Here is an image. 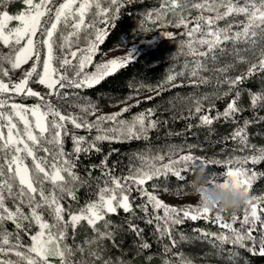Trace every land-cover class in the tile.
<instances>
[{
  "label": "snow or ice",
  "instance_id": "obj_1",
  "mask_svg": "<svg viewBox=\"0 0 264 264\" xmlns=\"http://www.w3.org/2000/svg\"><path fill=\"white\" fill-rule=\"evenodd\" d=\"M9 2L10 0H0V6L6 8ZM51 2L52 0H23L28 7L19 14L11 15L7 10L0 11V42L5 47L12 48L10 53L0 55V75L8 76L10 69H19L22 64L35 58V63L18 82L5 83L0 79V97L3 94H24L40 101L28 107L17 103L9 105L7 98H0V264H49V257L57 258L59 264H125L119 258L113 261L104 255L107 250L105 242L110 241L113 247H119L116 236L118 232L124 231V227L113 224L108 217L118 214L121 209L132 218L144 219L148 225L154 224L158 238L167 237L171 241V245L164 246L163 264H194L193 260L183 253H173L175 260L167 258V254L172 253V249L178 244L173 236L174 227L182 224L185 218L193 221L199 218L208 219L213 211L200 205L180 209L168 206L156 195L147 192L143 185L154 177L166 176L168 173L183 181V171L191 170L197 165L206 167L208 161L194 156L190 151L178 159H171L177 152L183 151L184 147L170 146L166 154H138L141 166L131 170L128 176L113 175L108 166V156L99 164L86 167V175L82 176L77 171L81 156L93 151L100 152L98 142L147 139L149 130L155 129L159 123L150 119L153 110L138 113L130 120L120 119L130 107L140 103L137 101V105L96 116L95 120L89 122L87 116L95 115L99 110L97 105L89 101L78 105L84 115H65L51 100L46 99L45 95L28 87L29 81L35 76V82L48 90V97L60 98L65 95L60 90L91 88L129 63L133 58L131 50L123 57L96 63L95 71H85L87 66L93 64L94 57L101 54L98 49L107 35L106 29L98 28L97 23L108 24L115 19L122 6V0H63L55 8L54 16L43 20L52 12L49 7ZM105 4L108 6L105 7ZM185 10H196L198 15L188 20L182 15ZM167 12L173 14L171 23L174 27L185 29L184 35L188 39L181 47H186L185 54L194 58L195 67L191 76L197 86L209 84L213 78L216 81V91L213 93L190 98L193 101L189 105L190 114L193 108L195 113H201L204 101L210 102L211 111L214 106L211 101L229 96L242 83V75L228 76L237 63L248 65L249 76L256 71H264V0H167L160 10L148 15L159 21ZM89 14L93 16L92 22L86 20ZM239 17L243 19H238ZM10 21H19V26L9 28ZM218 21L228 22L220 27ZM61 24L66 31L60 32V43L57 44L56 35ZM38 32H41V38L36 40L34 38ZM82 33H85L84 47H80ZM22 40H26V44L16 50L13 46L20 45ZM57 48L61 53L59 56ZM226 56L232 57V62H225L221 66V58ZM41 61L42 72L37 70ZM55 62L59 63L63 71H58L54 66ZM4 64L10 65V69L5 68ZM202 73L210 75L205 76ZM185 75L184 71L176 73V76ZM176 76L169 75L167 81L175 80ZM223 85L228 86L226 91H221ZM249 95L250 107L253 110L264 108V92H250ZM240 96L241 93L236 91L223 112H217L215 116L199 115V126L210 127L221 118L238 124L235 117L244 110L239 104ZM132 99L134 97L129 95L120 103ZM6 107H10L9 112L3 111ZM259 121H264V117L245 119L242 126L238 125L229 137H225L226 140L234 141L239 151H248L246 155L230 157L227 161L228 169L223 174L225 180L241 189L247 198L243 217L240 219L241 229L232 228V223L239 219L236 213L232 214L231 223L225 222L221 214L215 213V221L219 222L222 228L230 229L231 235L223 232H203L196 239L206 240L214 237L215 241H218L214 246L220 249L226 243L244 248L247 246L246 241H251L254 246L256 238L253 233L258 230L259 225V230H262L259 240L260 254L264 255V195H252L250 192L253 182L264 173H257L245 167L249 162L255 165L264 161V147L258 148L251 144L247 132L251 124ZM69 123L75 129H87L89 132L95 129L98 134L88 140L85 136L70 132L67 128ZM191 127L192 125H189V128ZM66 136H71L72 139L73 147L70 152L64 148ZM194 147L196 146L187 145L188 149ZM39 152L44 155L39 156ZM166 155L169 162L157 167L155 162L163 161ZM28 158H31V166L26 163ZM181 164L183 168L176 167ZM96 169L100 170L101 175L93 177ZM102 179L103 184L100 183ZM93 180L96 190L92 195L95 198L86 201L75 212L70 207L66 208L63 201H77L79 189H91ZM133 185L144 199L143 203L136 205V208L144 213L143 217L136 216L130 198L134 190ZM7 200L13 202L12 208L6 204ZM149 205L152 212L149 211ZM25 208L28 209L27 213ZM159 209H163V216L154 214ZM45 211L51 217V222L45 218ZM7 222L15 226L16 233L6 229ZM24 222H27L28 227L35 225L38 228V231L30 236L31 244L27 246L21 242L19 236L20 231H26ZM126 223L127 230L140 238L138 250L149 249L151 245L143 238V229L134 224L132 219H128ZM84 224L93 234L82 244L75 247L69 245L66 242L69 230L71 229L72 239L75 240L78 228ZM244 226H247L246 231L243 230ZM13 236L15 243L12 242ZM180 239L183 241L188 237L181 235ZM249 250L254 251V247ZM77 253L80 254L79 259L75 258ZM13 255L15 260L10 258ZM234 258L235 254H232L230 259Z\"/></svg>",
  "mask_w": 264,
  "mask_h": 264
},
{
  "label": "trees",
  "instance_id": "obj_2",
  "mask_svg": "<svg viewBox=\"0 0 264 264\" xmlns=\"http://www.w3.org/2000/svg\"><path fill=\"white\" fill-rule=\"evenodd\" d=\"M61 0H53L50 4L52 12L49 16L43 18L48 20L50 16L54 15V10ZM105 7L108 5L105 4ZM150 7L149 2L146 0H129L122 1V6L119 12L116 13V18L111 20L108 24L97 23L98 28L106 29L107 35L104 42L99 46V53L94 57L92 65H89L85 71H95V64L101 63L104 55L107 51H111L113 58L123 57L131 50L133 58L125 66L117 69V71L100 83L91 88H65L61 92L65 95L53 100V104L65 115H84L81 112L78 105L86 102H91L97 105L99 109L95 115H88L87 120L89 122L96 119V116L111 114L118 112L122 107H128L130 105H137V101L140 103L137 106L130 107L129 111L123 113L120 119L130 120L133 116L141 112H147L148 109L153 110V114L150 117L152 120H157L159 123L155 129H150L147 139L139 140H117V141H100L98 147L100 152L93 151L88 155H82L80 159L77 171L80 175L85 176L86 167L92 164H99L105 156H108V166L111 173L117 177L128 176L131 170L141 166V161L137 158L140 153H146L149 155L166 154L170 146H183L184 150L177 152L171 159H178L179 156L188 154L189 151L196 157H202L208 161L205 167L208 173L217 174L223 176L228 169L227 161L230 159L231 154L239 153V149L234 141L231 139H225L229 137L232 131L239 125H243L245 119L255 120L256 117H264V108H257L253 110L250 107V92L258 93L264 92V71H256L251 76L247 75L248 65L243 64L240 67H234L228 73V76L235 77L242 75L244 77L242 83H240L229 96L223 97L218 100L211 101L214 106L209 111L210 102H203V110L197 114L194 108L190 114L189 105L193 103L190 98L198 97L203 94H211L216 90V81L213 78L209 84H197L194 79H178L168 82L167 77L171 74L172 69L175 67L176 62L182 59H191L194 62V58L191 55L185 53H169V44L171 41L188 37L184 35L185 29L182 27L177 32L171 33V36L166 34L158 37L153 43L146 44L140 48L123 49V47H117L119 41L127 33L131 27L134 19L139 15V12ZM24 8L23 0H10L6 8L0 6V11L7 10L9 14H16ZM95 9L92 10L94 12ZM198 14H191L188 20ZM88 22H92L93 16L91 14L86 16ZM218 26L223 27L225 24L222 21L217 22ZM43 30V25L41 31ZM66 31L61 24L58 26V32L56 35L57 44L60 43V32ZM85 33L81 34L80 47L85 46L84 37ZM41 38V32L37 33L34 38L39 40ZM94 39V35L92 37ZM20 45H14L17 50ZM230 47V45H229ZM127 48V47H125ZM12 51V48L5 47L0 42V55L8 54ZM178 54V55H177ZM57 55H61L59 48H57ZM43 56V52H42ZM232 57L226 56L221 58V62H231ZM231 59V60H230ZM54 66L59 69V63L55 62ZM4 67L10 69V65L4 64ZM24 68L9 71V75L15 78H22L24 74ZM8 76L0 75V79L7 80ZM132 85L133 87H129ZM152 89V90H149ZM241 93L239 104L244 109L238 113L235 117L237 123L231 121H225L223 118L214 122L210 127L199 126V115L209 114L215 116L217 112H223L227 103L235 96V92ZM129 95H132L134 99L127 101L120 105V101L125 100ZM152 97V99H148ZM13 101L22 102L28 104L31 102L37 103L35 98L19 96H13ZM51 119V117H49ZM189 125H192L189 128ZM111 126V125H106ZM67 128L70 132L79 136H85L88 140L94 138L98 133L95 129L90 132L87 129H75L70 123L67 124ZM249 142L260 146L264 142V121H259L251 124L247 128ZM187 145H195L196 147L188 149ZM73 147L71 136L64 137V148L66 151H71ZM111 153V155H109ZM248 153V151H247ZM39 156H43V152L38 153ZM169 157L166 155L163 161H156V166L160 167L162 164L168 163ZM26 163L31 166V160L27 159ZM199 164V161H197ZM177 168H183V165H177ZM246 168L251 169L257 173H264V161L258 164H252L249 162L245 165ZM101 175L99 169L93 172V177ZM182 175L185 177L183 181L179 180L176 176L168 173L166 176L154 177L152 180L147 181L143 188H150L157 191L160 197L164 198L166 202L164 204L180 208H187L188 206H198V197L194 196L189 188L188 183L193 179L191 170L183 171ZM103 184V179L100 181ZM155 185V187H154ZM133 191L131 193V200L133 207L136 211L137 217H143L144 213L136 208L144 202V199L140 196V193L135 190L133 185ZM96 190L95 180L92 181V188L82 187L77 192L78 200L71 201L65 199L63 203L65 207H70L72 211H77L81 206L85 204L89 199H94L92 195ZM147 191V190H146ZM252 195H264V175H259L253 182L250 190ZM162 195V196H161ZM6 204L12 208L13 202L7 200ZM24 211L27 213L28 209ZM149 211L152 212L151 205H149ZM215 213H211L208 219L199 218L195 221L190 218H185L184 222L180 225H176L173 230V236L178 241L176 247L172 249V253L167 254V258L175 260L176 257L173 253H183L190 257L194 264L215 263V264H264V255L260 254V236L261 231L259 225H257V231L253 233L256 238L255 245L251 241H246V247L240 248L238 245L226 243L222 249L217 248L214 244V237L208 239H196L201 236V233H225L231 235L230 229L221 227L219 222H216L214 217ZM160 216L164 215L163 209L157 210ZM45 218L51 222V217L48 216L47 211L44 213ZM224 217L225 222L231 223V214H221ZM239 218L235 223H232V228L240 230V219L243 217V207L236 212ZM113 224L123 225L124 231L118 232L116 241L119 247H113L110 241L106 243L105 258H111L113 261L117 258L123 260L125 264H163L165 259L164 246L171 245V241L164 237L158 238L155 233V225H148L144 219L132 218L130 214L124 213L123 210H119L118 214L110 215L108 217ZM128 219H132V222L143 229V238L151 245L149 249L138 250L137 245L140 242V238L135 233L127 230ZM25 223L26 231H20V240L24 245H29V235L37 230L35 225L31 227ZM6 229L9 232L16 233L15 226L11 222L5 224ZM244 231L247 230V226H244ZM93 233L86 224L79 227L75 236V240L72 239L71 229L69 230V238L66 241L69 245L75 247L82 244L83 241L90 237ZM181 235L188 237L187 240H181ZM254 247V251H250V248ZM235 254V258L230 259V256ZM79 253H77L76 259H79ZM151 257V259H149ZM15 260L13 255L10 257ZM59 263V262H58Z\"/></svg>",
  "mask_w": 264,
  "mask_h": 264
},
{
  "label": "rangeland",
  "instance_id": "obj_3",
  "mask_svg": "<svg viewBox=\"0 0 264 264\" xmlns=\"http://www.w3.org/2000/svg\"><path fill=\"white\" fill-rule=\"evenodd\" d=\"M122 1H129V0H122ZM146 1L149 2L150 7L139 12L138 17L136 19H134L131 27L129 28L127 33L122 37V39L118 43V46L123 47V49H130V48H133V47L140 48L143 45L153 43L158 37H160V36H162V35H164L166 33L177 32L178 30H180L182 28V27L177 28V27H174L172 25L171 22L173 21L174 17H173V14L171 12H167L166 15L159 21H155L154 17H152V18L149 17V15H148L149 13L155 12L156 10H160L161 6L163 4L167 3V0H146ZM36 2H39V0H36ZM62 2H63V0H61L60 3H62ZM50 4H49V6H50ZM59 4L57 5V7L59 6ZM27 7L28 6L24 4V8L21 9L16 14H19L20 12L25 11L27 9ZM16 14H11V15H16ZM191 14H198V12L196 10H185L182 13V15L186 19H188L191 16ZM238 19L242 20L243 17H239ZM227 22L228 21H222L223 24H225ZM17 26H19V21H10L9 25H8L9 28H13V27H17ZM187 39L182 38V39H177V40L171 41L170 44H169V47H168V49L170 51L169 53L170 54L171 53H175V52L178 53V54H179V52L186 53L187 52V48L185 47V48L182 49L181 45ZM25 44H26V40H22L19 48L24 46ZM125 47H127V48H125ZM241 47H244V45H241ZM19 48L17 50H19ZM110 53H111V51H107V54L104 55V57L102 59V62H105L106 60H109V59H113V55H111ZM101 56H103V54H101ZM33 63H35V58L34 57L32 59H30L27 63L22 64L21 67L24 68V72L28 71L32 67ZM222 65H223V63L221 62V66ZM242 65H243L242 63H237L235 65V67H240ZM194 67H195V64H194L193 61H191V59H189V58L182 59V60H179L178 62H176V65L172 69V72H171L170 75L176 76V73L184 71V72H186L185 76H176V78H178V79H186V78L187 79H194L191 76V72H192ZM37 70L42 72V70H43L42 61H41V63H39L37 65ZM58 71H63V69H60V67H59ZM69 74H71V73H69ZM202 74L205 75V76L210 75L209 73H202ZM20 79L19 78H15L12 75H9L8 79L7 80H3V81L5 83H9L10 81L11 82H18ZM35 79H36V77L34 76L33 79H31L29 81L28 87H31L34 91L40 92L41 94L45 95L46 99H49V100H51V102H53V100H55L57 97L56 96L48 97L47 96L48 90L44 86L39 85L38 83H36ZM227 87H228L227 85H223L222 88H221V91H226ZM203 95H205V94H203ZM203 95H200L198 97H202ZM13 96H19L21 98L27 97L24 94H20V95L3 94V96L0 97V98H7L9 105L11 103H17V104L26 105L28 107H31L32 105H35V104L40 102L38 100V98L30 97V98H35L36 100H38V102L37 103L31 102V103H28V104H24L22 102L13 101V99H12ZM198 97H195V98H198ZM122 104L123 103H120V105H122ZM3 111L9 112L10 111V107H6L5 109H3ZM29 117H30V113H29ZM19 126L21 128L23 127L22 124H20ZM5 132H6V129H5ZM254 145H256V144L254 143ZM257 147L258 148L259 147H264V142L260 146H257ZM246 154H248L247 150L244 151V152L240 151L239 153L231 154L230 157L243 156V155H246ZM28 159L31 160V158H28ZM146 190H147V192L156 195L158 197V199H160L162 202L163 201L166 202V200L164 198L160 197V195H159V193L157 191H155L153 189H150V188H146ZM36 231H38V228H37ZM35 232L29 235L30 244H31L30 236L34 235ZM12 242L13 243L16 242L15 236L12 237ZM58 262H59V260L57 258L49 257V264H59ZM204 264H215V263H204Z\"/></svg>",
  "mask_w": 264,
  "mask_h": 264
},
{
  "label": "clouds",
  "instance_id": "obj_4",
  "mask_svg": "<svg viewBox=\"0 0 264 264\" xmlns=\"http://www.w3.org/2000/svg\"><path fill=\"white\" fill-rule=\"evenodd\" d=\"M193 179L189 181L190 192L198 197V204L219 214H234L244 207L246 196L230 181L217 174L208 173L197 165L191 169ZM221 185H224L223 187Z\"/></svg>",
  "mask_w": 264,
  "mask_h": 264
}]
</instances>
